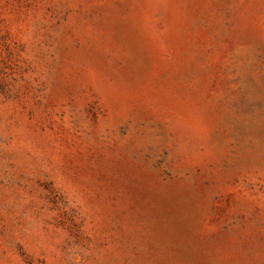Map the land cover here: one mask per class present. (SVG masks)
<instances>
[{"label": "rangeland", "instance_id": "374dc122", "mask_svg": "<svg viewBox=\"0 0 264 264\" xmlns=\"http://www.w3.org/2000/svg\"><path fill=\"white\" fill-rule=\"evenodd\" d=\"M0 264H264V0H0Z\"/></svg>", "mask_w": 264, "mask_h": 264}]
</instances>
